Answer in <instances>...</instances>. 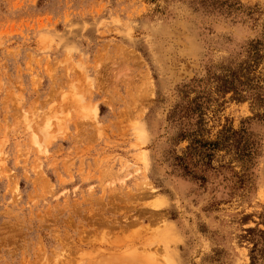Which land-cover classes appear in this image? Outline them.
Segmentation results:
<instances>
[{
	"label": "rangeland",
	"instance_id": "obj_1",
	"mask_svg": "<svg viewBox=\"0 0 264 264\" xmlns=\"http://www.w3.org/2000/svg\"><path fill=\"white\" fill-rule=\"evenodd\" d=\"M263 114L264 0H0V264H264Z\"/></svg>",
	"mask_w": 264,
	"mask_h": 264
},
{
	"label": "trees",
	"instance_id": "obj_2",
	"mask_svg": "<svg viewBox=\"0 0 264 264\" xmlns=\"http://www.w3.org/2000/svg\"><path fill=\"white\" fill-rule=\"evenodd\" d=\"M239 85H242V83H238ZM220 88H222L223 92H233L236 96H239L238 100H240L242 89H238L236 87V80L235 78H232L230 80L226 79L222 82L220 85ZM261 87L255 86L251 87V90H259L257 93L254 94L255 97L259 98V92ZM261 96V94H260ZM259 118L264 119V114L259 116ZM201 123H197V125H200ZM201 130L194 131L189 134L190 139L188 140V146L185 149V157L184 158H176L177 166H179L182 169V172L186 176H190L192 171L187 166L186 161L195 158L196 156L199 159L200 162H204L205 159L209 161L212 157L211 152L213 151H228L233 154V158L238 161H250L252 158V152L251 149L253 145L249 141V138L246 137V132L242 129L240 131H234L231 128H224L220 134L218 139L215 142L212 143H206L197 140V133H200ZM185 133V132H184ZM182 133L180 135L181 140H184L186 137V134ZM199 162H196L195 164L198 165ZM204 164V163H203ZM210 163H205L204 165L209 166ZM194 177V176H193Z\"/></svg>",
	"mask_w": 264,
	"mask_h": 264
},
{
	"label": "bare ground",
	"instance_id": "obj_3",
	"mask_svg": "<svg viewBox=\"0 0 264 264\" xmlns=\"http://www.w3.org/2000/svg\"><path fill=\"white\" fill-rule=\"evenodd\" d=\"M36 140V139H35ZM132 256V255H131ZM130 256V257H131ZM148 256V255H147ZM149 257V256H148ZM100 259H102V258H100ZM118 260V259H117ZM117 260H115V261H117ZM135 261H136V259H134ZM119 261V260H118ZM146 261H148V260H146ZM151 261V260H150ZM97 262V261H96ZM132 262H133V260H132ZM104 263V262H103ZM111 263H112V261H111ZM134 263V262H133ZM147 263V262H146ZM93 264V263H92Z\"/></svg>",
	"mask_w": 264,
	"mask_h": 264
}]
</instances>
